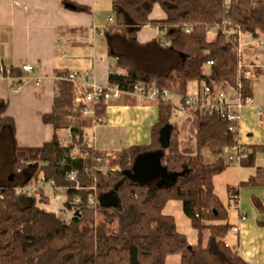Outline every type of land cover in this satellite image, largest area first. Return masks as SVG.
I'll list each match as a JSON object with an SVG mask.
<instances>
[{
	"label": "trees",
	"instance_id": "trees-1",
	"mask_svg": "<svg viewBox=\"0 0 264 264\" xmlns=\"http://www.w3.org/2000/svg\"><path fill=\"white\" fill-rule=\"evenodd\" d=\"M154 5L160 7L164 19L149 18ZM111 11L114 23L106 43L114 64L109 67L108 86L131 93L143 84L167 91L183 104L188 98L187 84L193 81L199 102L206 99L205 87L211 98L230 91L243 100L251 98L252 80L240 66L237 46L239 36H250L260 40L264 49V9L254 8L252 0H113ZM146 26L161 30L163 41L139 44L137 33ZM211 29L215 34L208 40ZM9 69L16 77V70ZM79 91L86 88L56 81L51 111L41 115L42 123L55 132L68 131L66 146L55 133L41 147H19L14 120L4 115L6 103L0 102V264H166L168 256H178V264H246L223 241L230 229L227 210L212 185L213 177L227 167L229 149L238 144L237 123L216 112L189 109L193 145L182 147L179 130L170 124L176 107L170 99H158L149 144L110 157L96 151L85 133V128L104 119L105 105L101 101L76 104ZM86 109H91V117H83ZM257 115L264 127V106ZM241 148L239 165L245 168L254 167L256 154L264 152V147ZM144 156H160L163 171L142 184L126 174ZM104 166L112 169L103 170ZM70 171L76 173L75 183L66 180ZM39 177L62 189L66 196L63 209L70 212L66 219L42 208L49 201L42 191L31 195L14 192ZM263 184L264 168H258L246 183L228 187L232 205L239 188ZM92 187L98 189V195H93ZM106 194L116 196L117 208L100 206L99 198ZM75 198L81 201L76 204ZM168 201L181 203L197 232L196 245H189L176 231L172 217L162 215ZM252 204L263 215L257 198H252ZM259 224L264 227V220Z\"/></svg>",
	"mask_w": 264,
	"mask_h": 264
},
{
	"label": "crops",
	"instance_id": "crops-1",
	"mask_svg": "<svg viewBox=\"0 0 264 264\" xmlns=\"http://www.w3.org/2000/svg\"><path fill=\"white\" fill-rule=\"evenodd\" d=\"M112 1L0 0V65L17 72L12 80L0 77V102L6 103L4 115L14 120L19 147L38 148L55 133L59 136L60 131L55 132L41 121V115L51 111L58 75L78 73L79 88L88 84L109 85V67L114 59L108 51L106 34L113 26L108 23V18L114 19ZM64 4L86 10L76 11ZM149 18L162 20L165 16L154 5ZM156 29L146 26L139 30L137 42L161 41ZM237 47L244 75L252 80L250 103L242 105L237 112L238 145L264 147V127L257 115L264 106V49L260 40L250 36H239ZM27 65L32 67L31 73L22 72V67ZM15 87L17 92H13ZM196 94L197 88L191 96ZM155 102L127 94L107 101L104 119L85 128L88 142L96 151L111 156L132 146L149 144L150 130L158 117ZM85 111L92 116L91 109ZM65 132L69 143V133ZM258 168H264V152L256 154L254 167L228 162L212 179L214 194L226 208L230 226L223 241L246 264H264V227L259 224L264 213L260 215L252 204V198H257L264 209V184L239 188L235 205L228 197L227 188L246 183ZM162 215L173 218L176 231L189 245L197 244V232L184 215L180 202H166ZM165 263L178 264L179 257L168 256Z\"/></svg>",
	"mask_w": 264,
	"mask_h": 264
},
{
	"label": "built area",
	"instance_id": "built-area-1",
	"mask_svg": "<svg viewBox=\"0 0 264 264\" xmlns=\"http://www.w3.org/2000/svg\"><path fill=\"white\" fill-rule=\"evenodd\" d=\"M108 23L113 24L114 19L108 18ZM238 54L240 53L237 49ZM240 56V54H239ZM211 62H208L207 65H211ZM241 66V64H240ZM22 72L31 73L32 67L27 65L22 67ZM1 78L13 79L11 76V70L9 68H0ZM246 77V76H245ZM77 75L76 74H62L56 77V81H67L76 84ZM38 84V83H37ZM17 86V85H16ZM13 92H17V88L13 90ZM121 94L127 95H136L139 97L152 99L157 101L158 99L166 100L169 99L170 94L167 91H159L155 88H147L143 84H138L134 87L131 93H124L116 86H107L101 87L95 84H88L86 86V91L78 94L75 98L76 104H82L84 106H88L99 101L106 103L111 99H117ZM203 94L206 96L205 101L199 102L197 96H191L185 100L183 104H177V106L181 107L182 111H187V109H200L203 112H216L222 116H224L230 122H236L238 119V110L244 104L250 103V99L243 100L237 93L230 91L228 93L219 92L215 97H210L209 88H203ZM174 105V104H173ZM176 106V105H174ZM86 114V111L82 112ZM243 150L242 148L236 144L231 147L228 151L227 161L229 163H239L241 159V154ZM117 169V168H115ZM103 170H110V168L103 167ZM66 180L69 183H75L76 181V173L75 171H70L66 175ZM75 189H80L78 185L74 187ZM53 191V190H61V188H56L53 181L46 180L44 177H39L35 180H32L27 185L22 187H17L14 189L15 193H24L31 195L37 191ZM92 191L95 190V187L91 188ZM81 200L79 198L74 199V203H79ZM68 213L64 210L61 213V217L66 219L68 217Z\"/></svg>",
	"mask_w": 264,
	"mask_h": 264
},
{
	"label": "rangeland",
	"instance_id": "rangeland-1",
	"mask_svg": "<svg viewBox=\"0 0 264 264\" xmlns=\"http://www.w3.org/2000/svg\"><path fill=\"white\" fill-rule=\"evenodd\" d=\"M252 4L254 8H258V9H264V0H252ZM112 15V14H111ZM157 31V37H159V39L161 41H163V34L162 31L159 29H156ZM215 34V30L211 29L208 32L207 38L208 40H211L213 38ZM240 54V53H239ZM165 66L171 65L170 63H165ZM163 70H165L164 67H162ZM70 74V73H69ZM72 74H76L77 75V79L80 76L78 73L74 72ZM82 76V75H81ZM197 88V84L196 82H189L187 84V91H186V96L189 98L191 97V95L193 93H195ZM122 95V94H121ZM120 97V96H119ZM169 99L171 100V102L176 105V110H174V113L172 115V117L170 118V124H175L177 129L179 130V142L180 145L182 147H188V146H192L193 145V141L192 139L190 140V136H189V132H188V125L189 122L192 120V116L190 113L186 112V111H182L181 107L177 106V104H179L178 100L179 98L177 96L174 95H170ZM189 110V109H187ZM83 117H87L88 115L91 117L90 113L87 114H83ZM88 135L91 136V132H88ZM59 141L60 144L63 146H66L68 144V135L65 131H60L59 134ZM90 142V141H89ZM110 157H115V156H111ZM170 166H172V162H169ZM106 168H110L109 166H104ZM103 168V167H102ZM54 191H56L54 193ZM49 199L48 203L45 205H41L42 208L48 210V211H52L54 213H56L57 215H61V213L66 210L63 209V202L66 199V196L64 195V193L61 192V190H53V191H42ZM93 195H98V189L95 188L94 191H92ZM39 195V194H38ZM70 215V212H67ZM68 215V214H67ZM93 218H95V222H97L98 218L96 217V210L93 212Z\"/></svg>",
	"mask_w": 264,
	"mask_h": 264
},
{
	"label": "water",
	"instance_id": "water-1",
	"mask_svg": "<svg viewBox=\"0 0 264 264\" xmlns=\"http://www.w3.org/2000/svg\"><path fill=\"white\" fill-rule=\"evenodd\" d=\"M161 140L162 148H165L167 143L163 133H161ZM162 171L160 156H144L135 161L132 173L126 174V177L132 181H137L143 184L149 182L156 173L159 174ZM99 204L104 208H117L120 203L113 194H106L100 196Z\"/></svg>",
	"mask_w": 264,
	"mask_h": 264
}]
</instances>
